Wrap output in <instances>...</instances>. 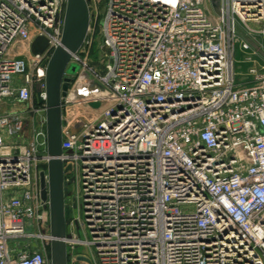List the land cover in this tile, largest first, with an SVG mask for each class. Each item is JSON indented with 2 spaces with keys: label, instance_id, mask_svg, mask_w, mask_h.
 Returning <instances> with one entry per match:
<instances>
[{
  "label": "built area",
  "instance_id": "obj_1",
  "mask_svg": "<svg viewBox=\"0 0 264 264\" xmlns=\"http://www.w3.org/2000/svg\"><path fill=\"white\" fill-rule=\"evenodd\" d=\"M66 2L0 0V264H50L45 73ZM88 8L61 98L65 211L85 236H66L68 264H264V0Z\"/></svg>",
  "mask_w": 264,
  "mask_h": 264
},
{
  "label": "water",
  "instance_id": "obj_2",
  "mask_svg": "<svg viewBox=\"0 0 264 264\" xmlns=\"http://www.w3.org/2000/svg\"><path fill=\"white\" fill-rule=\"evenodd\" d=\"M90 0H67L61 44L58 46L47 64L46 83V132H47V174L40 173V194L43 202L50 205V264H68L66 239V218L64 200V173L62 155V110L61 98L65 96L72 82L71 76L78 71L76 65H71L72 56L81 48L86 37L90 14ZM46 42L36 40L32 49L34 53L43 51ZM69 69V71H67ZM67 76V77H66ZM40 103V92H37ZM97 107V105H92ZM78 261L90 263L83 256Z\"/></svg>",
  "mask_w": 264,
  "mask_h": 264
},
{
  "label": "rangeland",
  "instance_id": "obj_3",
  "mask_svg": "<svg viewBox=\"0 0 264 264\" xmlns=\"http://www.w3.org/2000/svg\"><path fill=\"white\" fill-rule=\"evenodd\" d=\"M105 3H106V0H99V15L100 16H101V14H103ZM100 16H99V19H100ZM97 48H98L97 43H95L93 50L91 51V53H90L89 57L87 58L85 64H86L88 69H91L92 71H95L96 73L102 74V69H103L102 65L103 64L97 58V52H96ZM235 60L237 62V64H236V75L239 77L244 76L247 72V65L241 64L244 61V54H242V52H240V51H237L236 56H235ZM71 65H76L77 71H79V69H80L79 65L74 64V63ZM67 71H69V69H67ZM80 74L81 73L79 72L78 76ZM83 74L88 79H91V77L87 73L83 72ZM92 81H94V80H92ZM66 204H67V202H66ZM68 204H69V202H68ZM77 217H78L77 211L74 208V206L71 207V202H70V205L66 206V218H67V221L70 222V225L68 224V222H66V236H68V237L77 236V237L84 239L85 236H84L83 232L79 231V235L75 234L76 233L74 230L75 227L72 225V221L77 219ZM77 226H78V223H77ZM49 234H50V228H49ZM75 249H76V250H74L75 254L80 253V255H83V256L86 255L91 260H93V256H92V254L88 248L78 246Z\"/></svg>",
  "mask_w": 264,
  "mask_h": 264
},
{
  "label": "crops",
  "instance_id": "obj_4",
  "mask_svg": "<svg viewBox=\"0 0 264 264\" xmlns=\"http://www.w3.org/2000/svg\"><path fill=\"white\" fill-rule=\"evenodd\" d=\"M6 111H7L6 107H3L2 109H0V113L6 112Z\"/></svg>",
  "mask_w": 264,
  "mask_h": 264
},
{
  "label": "trees",
  "instance_id": "obj_5",
  "mask_svg": "<svg viewBox=\"0 0 264 264\" xmlns=\"http://www.w3.org/2000/svg\"><path fill=\"white\" fill-rule=\"evenodd\" d=\"M65 218H66V211H65ZM66 222H67V218H66Z\"/></svg>",
  "mask_w": 264,
  "mask_h": 264
}]
</instances>
